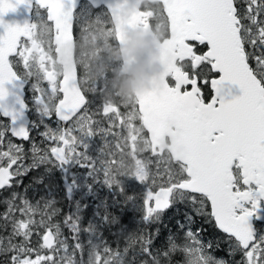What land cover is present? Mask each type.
<instances>
[{
	"label": "snow or ice",
	"instance_id": "obj_1",
	"mask_svg": "<svg viewBox=\"0 0 264 264\" xmlns=\"http://www.w3.org/2000/svg\"><path fill=\"white\" fill-rule=\"evenodd\" d=\"M121 3L0 0V264H264V0H156L171 67L127 100L76 63Z\"/></svg>",
	"mask_w": 264,
	"mask_h": 264
},
{
	"label": "water",
	"instance_id": "obj_2",
	"mask_svg": "<svg viewBox=\"0 0 264 264\" xmlns=\"http://www.w3.org/2000/svg\"><path fill=\"white\" fill-rule=\"evenodd\" d=\"M140 0H123L111 16L123 56L121 71L135 75V88L138 93L157 92L164 83L171 67V53L165 48L166 40L159 42L152 35L147 22L140 26L136 23ZM25 18L23 8L5 14V23L21 22ZM63 70L70 71L73 65V47L69 42L59 56ZM234 91L238 92V88Z\"/></svg>",
	"mask_w": 264,
	"mask_h": 264
},
{
	"label": "rangeland",
	"instance_id": "obj_3",
	"mask_svg": "<svg viewBox=\"0 0 264 264\" xmlns=\"http://www.w3.org/2000/svg\"><path fill=\"white\" fill-rule=\"evenodd\" d=\"M152 9V8H150ZM149 14L151 11L147 10ZM158 29L159 26H158ZM117 40L113 34L109 18L107 20L96 21L93 20L90 30L82 35L76 45V63H84L81 67V83L85 87L91 86L95 88L93 83H101V87H107L108 94H115L122 100H127L129 95L133 97L134 91L131 85L130 76L124 75L121 72L122 61L118 57ZM61 58L58 57L56 68L62 70ZM88 65L91 67L89 68ZM31 94H28L30 99ZM29 183L26 179L25 184ZM138 182L129 181L127 183V190L130 194L141 190ZM35 195L39 199V195ZM100 194L107 195V190L102 189ZM6 194L0 192V200L4 199ZM5 210L4 205H0V213ZM67 211V208H65ZM175 210H171L168 216L164 218V224H168L169 219L173 216Z\"/></svg>",
	"mask_w": 264,
	"mask_h": 264
},
{
	"label": "flooded vegetation",
	"instance_id": "obj_4",
	"mask_svg": "<svg viewBox=\"0 0 264 264\" xmlns=\"http://www.w3.org/2000/svg\"><path fill=\"white\" fill-rule=\"evenodd\" d=\"M146 4H154V5H157V4H156V0H140V1H139L138 6H139V8H141V9L143 10V14L140 15L139 20H138V23H139L140 25H143L144 22H146V21L148 20V17L151 16V14H149V13L147 12V10L150 9L151 7L147 8V9H144V6H145ZM148 25H149L150 29L152 30V35H153V37H154L156 40H158L159 42H162V41L164 40V34H163L162 29H158V24L156 23V21H153V22L151 23V25L148 23ZM117 53H118V57H119V59H120L121 61H123V60H122V56H121V52H120V47H119V52H117ZM123 74H124V75H129V76L131 77V78H130V81H131V85H132V87H133V91H134L133 97H134V96L137 94V91H136V88H135V83H134L135 75H133V73H130V72H129V73H123ZM92 84L96 85V83H93V82H92ZM100 85H101V83H100ZM101 86H102V85H101ZM106 87H109V86H106ZM28 94H29V93H28ZM28 94H27V95H28ZM130 97H131V95H129V98H130ZM29 115H30V118L35 119L34 114L30 113ZM25 181H26V179L24 180V183H25Z\"/></svg>",
	"mask_w": 264,
	"mask_h": 264
},
{
	"label": "trees",
	"instance_id": "obj_5",
	"mask_svg": "<svg viewBox=\"0 0 264 264\" xmlns=\"http://www.w3.org/2000/svg\"><path fill=\"white\" fill-rule=\"evenodd\" d=\"M149 7H151L152 9H154V8L157 7V5H154V4H146V5L144 6V9H147V8H149ZM109 20H110V19H109ZM110 23H111V22H110ZM183 211H184V209H183V207L181 206V207H180V212L183 213ZM205 239H210V237H205Z\"/></svg>",
	"mask_w": 264,
	"mask_h": 264
}]
</instances>
